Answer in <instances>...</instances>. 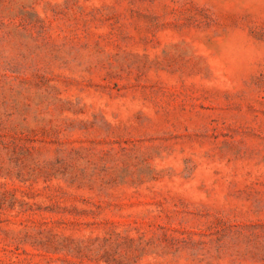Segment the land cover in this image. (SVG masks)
I'll return each instance as SVG.
<instances>
[{
	"label": "rangeland",
	"instance_id": "obj_1",
	"mask_svg": "<svg viewBox=\"0 0 264 264\" xmlns=\"http://www.w3.org/2000/svg\"><path fill=\"white\" fill-rule=\"evenodd\" d=\"M0 264H264V0H0Z\"/></svg>",
	"mask_w": 264,
	"mask_h": 264
}]
</instances>
